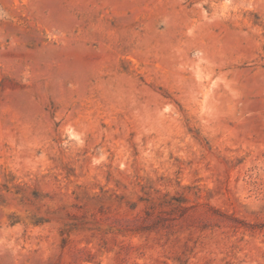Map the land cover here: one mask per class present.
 Returning <instances> with one entry per match:
<instances>
[{"label": "rangeland", "instance_id": "rangeland-1", "mask_svg": "<svg viewBox=\"0 0 264 264\" xmlns=\"http://www.w3.org/2000/svg\"><path fill=\"white\" fill-rule=\"evenodd\" d=\"M0 264H264V0H0Z\"/></svg>", "mask_w": 264, "mask_h": 264}]
</instances>
